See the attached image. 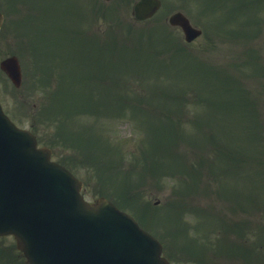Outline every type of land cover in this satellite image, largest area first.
<instances>
[{"label": "rangeland", "instance_id": "374dc122", "mask_svg": "<svg viewBox=\"0 0 264 264\" xmlns=\"http://www.w3.org/2000/svg\"><path fill=\"white\" fill-rule=\"evenodd\" d=\"M136 1L0 0V62L17 55L23 68L19 90L0 70L4 109L21 127H37L50 146L59 134L74 144L95 133L103 150L90 161L100 169L75 144L53 147V159L84 180L88 200L105 193L119 201L120 190L144 206L132 208L172 264H250L240 250L214 255L213 245L234 248L243 238L264 259V236L257 235L264 223V0H245L243 11L237 0H162L145 22L133 15ZM176 11L187 12L202 36L186 43L168 24ZM85 85L96 86L94 100ZM243 87L241 96L248 91L255 100L248 108L239 98ZM52 101L61 120L49 124ZM82 104L89 114L74 113ZM0 264H24L13 237L0 238Z\"/></svg>", "mask_w": 264, "mask_h": 264}, {"label": "water", "instance_id": "95a60500", "mask_svg": "<svg viewBox=\"0 0 264 264\" xmlns=\"http://www.w3.org/2000/svg\"><path fill=\"white\" fill-rule=\"evenodd\" d=\"M159 0H140L138 20L153 16ZM186 40L197 38L181 13L170 19ZM2 16L0 14V25ZM14 83H21L16 58L2 62ZM82 183L37 148L28 131L17 128L0 106V235L14 234L30 264H169L161 244L108 200L84 201Z\"/></svg>", "mask_w": 264, "mask_h": 264}, {"label": "trees", "instance_id": "16d2710c", "mask_svg": "<svg viewBox=\"0 0 264 264\" xmlns=\"http://www.w3.org/2000/svg\"><path fill=\"white\" fill-rule=\"evenodd\" d=\"M90 84H92V83H90ZM85 87L89 90V88H88L89 86L88 85L87 86L85 85ZM90 90H89L90 91V93H89L90 98L94 100V96L92 95V93L96 94V86H95V90L93 92H92L93 89L91 87H90ZM87 105H90V104L88 103ZM81 106H82V108L85 107L84 104H82ZM96 106L99 107L98 105H96ZM87 140H91L93 142L92 143L93 144L92 145L93 148H95V150L98 151L99 152V155H100V151L99 150H103V147L101 145H99L98 141H94V137H86V138H83V139L80 137L79 139L78 138L76 139V142H78L79 146H82V147L85 148V143H86ZM62 141H64V139ZM105 142H106L105 143V146L107 144V146L110 147L109 141H105ZM109 152L111 154V158L113 156L116 157L115 155H118V154H114L112 151H109ZM120 200H121V204L120 205H122V206H124L126 208L127 207L129 208L130 206H133V205H135V207L137 208V210H139L140 208H142V209L144 208V206L141 207L140 204L133 202L130 198L127 197L126 194H123V195L121 194L120 195ZM130 201H131V205H130ZM130 209H133V208H130ZM142 213L144 215H147L146 214V211H142ZM167 214H168V219L170 218L172 220L173 219V213L172 212H169Z\"/></svg>", "mask_w": 264, "mask_h": 264}]
</instances>
